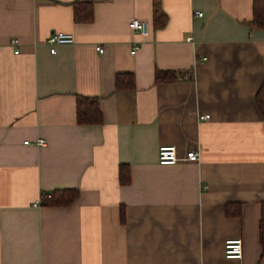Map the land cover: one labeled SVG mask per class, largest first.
I'll return each mask as SVG.
<instances>
[{
    "label": "crops",
    "instance_id": "obj_1",
    "mask_svg": "<svg viewBox=\"0 0 264 264\" xmlns=\"http://www.w3.org/2000/svg\"><path fill=\"white\" fill-rule=\"evenodd\" d=\"M253 2L160 0L156 27L154 0H0V264H264ZM53 31L74 43L51 54ZM78 97L98 99L102 123H78ZM167 145L200 159L160 165ZM65 189L79 192L72 204L41 205ZM228 239L241 259L224 257Z\"/></svg>",
    "mask_w": 264,
    "mask_h": 264
},
{
    "label": "trees",
    "instance_id": "obj_2",
    "mask_svg": "<svg viewBox=\"0 0 264 264\" xmlns=\"http://www.w3.org/2000/svg\"><path fill=\"white\" fill-rule=\"evenodd\" d=\"M77 3H80L77 2ZM76 3V4H77ZM90 4V2H89ZM91 8L86 12L79 13L75 7V19L77 21H87L91 19ZM154 20L156 27H162L166 23V14L160 7V0H154ZM254 26L264 28V0H254L253 2V19ZM178 79L176 75L165 72H157L155 80L167 81ZM134 86L133 77L130 76V84L122 87L119 82V77L116 79V87L118 89L126 88L131 89ZM256 104L264 122V82L260 86L256 94ZM77 108V121L79 124H100L103 121L102 112L99 107V101L96 98L78 97L76 102ZM79 197V192L73 189H65L44 193L41 199L43 206H66L72 204ZM259 240L262 251L264 252V203L261 208V219L259 224Z\"/></svg>",
    "mask_w": 264,
    "mask_h": 264
},
{
    "label": "built area",
    "instance_id": "obj_3",
    "mask_svg": "<svg viewBox=\"0 0 264 264\" xmlns=\"http://www.w3.org/2000/svg\"><path fill=\"white\" fill-rule=\"evenodd\" d=\"M196 17H202L201 11H194ZM129 28L143 37H148L150 34V23L140 19H132L128 24ZM74 43V36L71 33L62 31H53L47 38L46 45L49 47L50 53L55 54L58 46L69 45ZM15 54L19 53L20 43L18 39H11L9 43ZM138 49V45H135L132 53ZM99 53L103 52V47H96ZM182 78V77H181ZM189 79L190 76H183V79ZM209 115H203L200 119H207ZM27 144V141L25 142ZM38 146H45L46 141L39 139L35 143ZM158 163L160 165H175L180 161L196 162L200 159V153L198 151L190 150L185 153L184 157H179L177 149L173 145L160 146L157 155ZM223 253L226 259H241L243 255V242L241 239H228L224 242Z\"/></svg>",
    "mask_w": 264,
    "mask_h": 264
}]
</instances>
